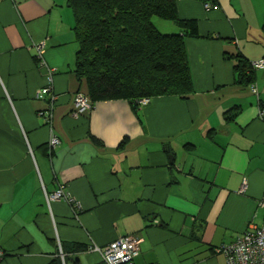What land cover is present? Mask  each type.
Masks as SVG:
<instances>
[{
  "label": "crops",
  "instance_id": "obj_1",
  "mask_svg": "<svg viewBox=\"0 0 264 264\" xmlns=\"http://www.w3.org/2000/svg\"><path fill=\"white\" fill-rule=\"evenodd\" d=\"M176 5L199 31L184 38L189 96L153 97L136 110L106 99L76 113L74 95L87 86L75 73L67 0H0L3 264H47L61 242L88 247L65 264H101L89 247L125 235L141 238L133 264H227L215 249L264 224V67L252 66L264 60V0ZM238 55L251 64L250 83L237 77ZM49 81L50 123L40 113L47 100L36 97ZM59 185L73 203L46 199Z\"/></svg>",
  "mask_w": 264,
  "mask_h": 264
},
{
  "label": "trees",
  "instance_id": "obj_2",
  "mask_svg": "<svg viewBox=\"0 0 264 264\" xmlns=\"http://www.w3.org/2000/svg\"><path fill=\"white\" fill-rule=\"evenodd\" d=\"M67 5L78 46L75 73L86 82L92 106L125 98L136 110L143 98H186L193 91L184 38L198 37L199 31L196 20L179 17L176 0H67ZM153 17L174 23L180 32H160ZM236 57L238 79L252 82L251 64ZM60 246L63 259L58 250L47 264H65L69 255L88 249L77 242Z\"/></svg>",
  "mask_w": 264,
  "mask_h": 264
},
{
  "label": "built area",
  "instance_id": "obj_3",
  "mask_svg": "<svg viewBox=\"0 0 264 264\" xmlns=\"http://www.w3.org/2000/svg\"><path fill=\"white\" fill-rule=\"evenodd\" d=\"M208 8L210 3H205ZM35 49L37 52V59L40 61L42 58L44 42L36 43ZM253 67H264V60H260L252 63ZM251 91L257 94V87L254 83L250 84ZM36 97L38 99L47 100V109L41 114H45V119L48 123L51 122V112L57 101V94L53 90L51 81L42 88H40ZM149 101L148 98L140 100V104H146ZM73 103L76 109V113L84 112L92 108V103L87 95L77 92L74 95ZM260 114H264V110H260ZM59 143V140L55 136H51L49 139V146L53 148ZM244 183L242 190L245 189ZM64 198L69 203H73L74 200L70 198L64 191L63 185H59L58 188L46 194L48 201L54 199ZM259 205L264 208V198H261ZM141 238L134 235H125L118 237L104 246L91 245L89 249L97 251L101 255L102 264H133L134 257L138 254V248ZM59 255L63 259L60 243H58ZM216 252L223 253L226 257L227 264H264V224L260 226L249 225V227L237 236L232 242L220 246L215 249ZM4 251L0 249V264H3Z\"/></svg>",
  "mask_w": 264,
  "mask_h": 264
},
{
  "label": "rangeland",
  "instance_id": "obj_4",
  "mask_svg": "<svg viewBox=\"0 0 264 264\" xmlns=\"http://www.w3.org/2000/svg\"><path fill=\"white\" fill-rule=\"evenodd\" d=\"M152 19H153L154 25L156 26V28H157L160 32H162V33H171V32H167V29L164 28L162 24H158V23L155 24V21H157V20H158L159 22H167V21H165V20L162 21V19H159V18H157V17H153Z\"/></svg>",
  "mask_w": 264,
  "mask_h": 264
}]
</instances>
